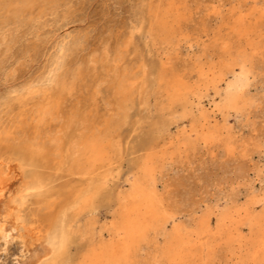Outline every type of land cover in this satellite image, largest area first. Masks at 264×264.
Instances as JSON below:
<instances>
[{
  "label": "bare ground",
  "instance_id": "1",
  "mask_svg": "<svg viewBox=\"0 0 264 264\" xmlns=\"http://www.w3.org/2000/svg\"><path fill=\"white\" fill-rule=\"evenodd\" d=\"M0 2L5 13L4 26L29 25L34 17L26 15L35 3L41 6V15L35 18L42 16L47 6L54 9L59 4L57 0ZM149 3L135 15L138 19L131 21V30H144L155 44H174L176 36L167 18L171 11H177V14L180 9L172 2L164 4V0H150ZM242 18L239 21H243ZM243 24L233 31L238 36L247 37L246 29L241 28ZM56 29L50 39L56 42L41 78L38 82L28 80L14 98L27 109L17 114V125L13 130L0 126V264H5L8 259L12 264H38L48 257H53L52 264H133L131 260L137 256L149 232L162 236L165 241L159 250L164 264H208L209 257L224 244L230 250L236 244L240 250L235 264L264 262V216H252L250 207L238 209L234 204H226L217 208L215 205V212L207 208L199 222L193 223L191 231L187 225L176 221L178 213L163 208L158 189L159 175L163 174L166 165L163 161L166 152L157 153V149L159 141L164 145L168 139L171 144L167 136H156L155 132L154 139L146 143L144 147L148 152L139 159V174L130 181L128 190L119 189L113 195V190L107 189L121 166L117 163L122 157L118 137L136 102L148 110L150 98L160 96L163 99L158 104L160 111L172 113L174 106L180 105L185 115L192 99L202 104L203 90L199 86L190 88L183 76L165 67L162 59L156 60L152 67L138 62L142 70L134 72L136 63H126V49L118 44L106 68V76L98 79L93 91L94 96L98 95L101 84L106 83L109 93L106 103L112 108L109 115H102L100 119L97 116L89 118L73 106L66 110L63 106L66 96H72L78 88L89 89L92 84H87V78L79 69L70 73L67 67V57L75 47L84 43V34L71 36L68 28L61 32ZM131 39L132 36L124 43L131 42ZM258 47V44L250 43L249 51L243 48H237L234 54L228 51L229 60L216 72L212 67L205 71L199 65L197 72L204 88L210 89L211 83L221 97L217 110L223 117L219 124L212 125L210 115L201 108V120L192 123L189 133L185 128L182 130L176 140L178 145L195 148L196 144L210 142L226 132L229 136L224 140V147L233 152L234 131L228 124L230 112L248 119L252 107L260 103L257 96L249 92ZM108 57L105 48L101 61L108 62ZM90 60L94 65L99 62L93 56ZM136 78L141 81V86L135 85ZM222 83L225 87L219 90ZM212 112L213 116L214 110ZM139 116L135 123L139 122ZM158 117L151 126L153 130L164 121L168 126L178 122L173 115L162 116L159 121ZM30 124L34 129L31 133L18 129ZM29 168L32 169L28 171ZM40 168L64 174L58 176L50 172L45 175L39 172ZM55 181L60 183L50 187ZM108 192L115 204L111 228L99 225L96 216L97 204ZM29 203L32 209L27 208ZM213 213L217 217L215 230L211 228ZM245 225H248L252 239H245L242 231ZM103 232H109L114 240L104 242ZM80 239L88 241L86 248L71 255L68 246ZM57 250L60 253L55 255Z\"/></svg>",
  "mask_w": 264,
  "mask_h": 264
},
{
  "label": "rangeland",
  "instance_id": "2",
  "mask_svg": "<svg viewBox=\"0 0 264 264\" xmlns=\"http://www.w3.org/2000/svg\"><path fill=\"white\" fill-rule=\"evenodd\" d=\"M57 1L59 4L54 9L47 6L42 16L38 18L35 17L41 15V6L35 3L30 8L31 13L26 15L32 14L33 21L29 25L16 26L3 25L5 13L0 2V126L13 130L17 125V114L22 109H27L14 98L28 80L38 82L44 73L48 65V56L56 42L50 40L54 28L60 32L68 28L71 36L84 34V43L75 47L73 53L67 57V67L70 73L79 69L87 78V84H92L89 89L78 88L72 96H66L64 108L70 110L73 106L89 118L97 116L100 119L102 115H109L112 108L111 104L109 106L106 103L109 99L106 83L101 84L102 90L98 95L94 96L93 91L98 79L102 80L106 76V68L112 61L114 49L121 44L122 48L126 49V63H136L134 72L142 70L138 62L152 67L153 63L162 59L165 67L175 71L178 76H183L190 88L199 86L204 97L202 104L192 99V104L186 110L188 114L185 115L180 105H175L172 113L169 110L160 111L158 104L163 101L160 96L150 98L148 110L136 102V108L129 110L127 124L118 137L122 145V157L117 163L121 166L116 177L109 181L107 189L113 190V195L119 189L123 192L128 190L130 181L139 174V159L148 152L144 146L150 139H154L156 132V136H167L171 141L170 144L167 139L164 145L159 141L160 147L157 149V153L165 151L167 157H163L166 165L163 174L159 175L158 195L163 208L178 213L177 222L187 225L191 231L193 223L199 222L207 208L215 212V205L222 208L226 204L228 206L234 204L238 209L250 207L252 216H264V0H164V4L172 2L180 9L177 14V11H171L167 18L176 36L172 45L155 44L144 30H131V21L138 19L135 15L139 14L143 7L147 8L150 0ZM241 17L243 21H239ZM241 23H244L241 28L246 29L247 37L238 36L233 31ZM144 27L146 31L147 24ZM130 36L132 41L124 43ZM250 43L258 44L259 47L254 54L255 66L250 76L249 92L256 95L260 103L252 107L248 119L236 115L233 111L230 112L228 124L234 131L233 152L226 151L224 140L229 134L223 133L220 129L222 135L207 143L200 142L195 148L178 145L176 140L181 136L182 130L185 128L189 133L192 123L201 120V108L210 115L208 119L212 125L215 122L219 124L223 117L217 110L222 102L221 97L211 83L210 89L204 88L202 78L197 72L199 65H202L205 71L212 67L216 72L229 60L228 51L232 54L237 48L249 51ZM105 48L109 54L108 62L101 61L104 59ZM92 56L98 58V64L94 65L91 62ZM141 84L136 78L135 85ZM143 87L148 89L146 85ZM224 87L225 84L222 83L219 90H223ZM213 110L215 119L212 116ZM171 115L177 118L176 124L168 126L164 121L158 129H152L151 126L157 121V117L159 121L162 116ZM138 116L139 122L135 123L134 120ZM18 129H26L27 133L34 131L32 124ZM30 169L32 168L28 171ZM39 172L47 175L52 171L40 168ZM52 173L58 176L64 174L59 171ZM73 179L76 180L77 177L74 176ZM59 183L60 181L51 182L50 187ZM108 195L109 192L97 204L96 216L99 225L105 224L107 228H111L115 204L114 199ZM260 199L261 201H258ZM27 208L32 209L31 203ZM210 217L211 228L215 230L217 217L215 213ZM170 227L171 225L168 226ZM242 231L245 239H252L248 225H245ZM102 239L104 242L112 241L114 236L109 232H103ZM83 240L80 239V243L78 241L68 246L71 255L79 254L86 248L88 241ZM164 245L162 236L149 232L140 250L138 248L137 256L131 261L133 264H164L159 256V250ZM232 246L230 250V247L224 244L209 257L208 264H235L237 257L240 256V250L236 244ZM55 253L58 255L60 250ZM204 255L206 258V252ZM52 261L53 257H48L38 264H52ZM5 264H12V261L8 259Z\"/></svg>",
  "mask_w": 264,
  "mask_h": 264
}]
</instances>
